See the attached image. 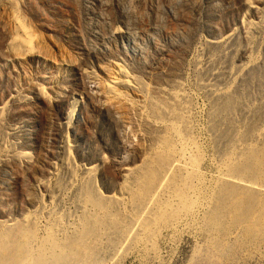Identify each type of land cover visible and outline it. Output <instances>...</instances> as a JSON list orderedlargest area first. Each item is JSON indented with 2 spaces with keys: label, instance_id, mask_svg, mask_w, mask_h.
<instances>
[{
  "label": "rangeland",
  "instance_id": "374dc122",
  "mask_svg": "<svg viewBox=\"0 0 264 264\" xmlns=\"http://www.w3.org/2000/svg\"><path fill=\"white\" fill-rule=\"evenodd\" d=\"M0 264H264V0H0Z\"/></svg>",
  "mask_w": 264,
  "mask_h": 264
}]
</instances>
